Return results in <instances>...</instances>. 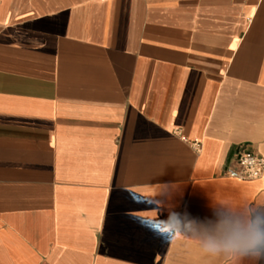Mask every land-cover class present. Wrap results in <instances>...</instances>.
<instances>
[{
  "label": "crops",
  "instance_id": "0c3cea01",
  "mask_svg": "<svg viewBox=\"0 0 264 264\" xmlns=\"http://www.w3.org/2000/svg\"><path fill=\"white\" fill-rule=\"evenodd\" d=\"M241 152L264 157V0H0V264H232L142 223L264 205V174L222 177Z\"/></svg>",
  "mask_w": 264,
  "mask_h": 264
},
{
  "label": "clouds",
  "instance_id": "9594fccd",
  "mask_svg": "<svg viewBox=\"0 0 264 264\" xmlns=\"http://www.w3.org/2000/svg\"><path fill=\"white\" fill-rule=\"evenodd\" d=\"M168 187L153 191V196L167 199ZM133 203L146 201L132 197ZM209 215L194 216L188 211L172 210L145 220L142 226L165 242L191 237L199 242L202 251L213 257H224L232 264L242 261H264V205L238 208L227 201L206 205Z\"/></svg>",
  "mask_w": 264,
  "mask_h": 264
},
{
  "label": "built area",
  "instance_id": "2783aa9c",
  "mask_svg": "<svg viewBox=\"0 0 264 264\" xmlns=\"http://www.w3.org/2000/svg\"><path fill=\"white\" fill-rule=\"evenodd\" d=\"M194 149L199 152L200 144H194ZM237 169H226L222 177L224 179L240 182H252L261 179L264 174V157H259L248 152H241L235 161Z\"/></svg>",
  "mask_w": 264,
  "mask_h": 264
}]
</instances>
